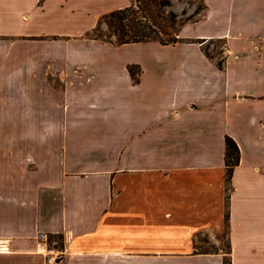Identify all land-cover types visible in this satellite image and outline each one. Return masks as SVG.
Returning <instances> with one entry per match:
<instances>
[{
    "label": "crops",
    "instance_id": "crops-1",
    "mask_svg": "<svg viewBox=\"0 0 264 264\" xmlns=\"http://www.w3.org/2000/svg\"><path fill=\"white\" fill-rule=\"evenodd\" d=\"M133 2L89 20L0 0V264H264V0H205L182 27L224 40L223 68L196 42L91 36ZM224 233L227 254L202 250Z\"/></svg>",
    "mask_w": 264,
    "mask_h": 264
},
{
    "label": "rangeland",
    "instance_id": "rangeland-1",
    "mask_svg": "<svg viewBox=\"0 0 264 264\" xmlns=\"http://www.w3.org/2000/svg\"><path fill=\"white\" fill-rule=\"evenodd\" d=\"M171 5L169 7L164 8L162 11H156V8L152 6L153 8V15L156 18L157 22L160 24V26L165 30L166 34H174L178 35V33L181 31L182 27L186 23H195L199 20H202L207 12V7L205 0H170ZM72 4L76 7V12H74V15L76 16H85V19L92 20V16L95 14V12L102 11L103 9H106L110 7L113 4V0H72ZM69 2L66 3V8L69 6ZM171 13H174L176 17V21L172 22V16H170ZM86 15H89L86 17ZM99 28V29H98ZM199 29H202L200 26L198 27H189L188 33L190 35L196 33V31H199ZM165 35V34H164ZM180 35V34H179ZM91 36H98L100 38L106 41H115V38L112 37L108 31V28L105 24H102L101 19L99 24L97 25L96 31L91 33ZM183 42L187 43H198L200 44L203 52L205 55L213 60L216 65L218 63H222L221 68L224 67V58L226 55L225 51V45L224 40L222 39H212L208 40L206 42H203L202 40H191V39H183ZM220 242L216 240H210L207 237H202L201 241L202 244V250H206L208 252H215L219 249H222L224 253H228V240L226 238V233L221 235ZM60 244V245H59ZM56 245L57 249H61L60 246L62 245L59 243ZM51 246H53L51 244ZM226 259H229L226 257Z\"/></svg>",
    "mask_w": 264,
    "mask_h": 264
},
{
    "label": "trees",
    "instance_id": "trees-1",
    "mask_svg": "<svg viewBox=\"0 0 264 264\" xmlns=\"http://www.w3.org/2000/svg\"><path fill=\"white\" fill-rule=\"evenodd\" d=\"M170 5V0H134L130 6L105 14L101 22L107 26L111 38L114 37L118 45L145 42H158L166 46L175 45L184 41L179 37L180 32L178 35L166 34L154 17L152 8L154 6L156 11H162ZM170 16H172V22L176 21L174 13ZM217 66L221 68L222 63H218ZM134 71L130 68L135 81H138ZM225 162L227 179L230 181L235 167L240 163V148L230 137L226 138ZM224 264H230L229 259H225Z\"/></svg>",
    "mask_w": 264,
    "mask_h": 264
},
{
    "label": "built area",
    "instance_id": "built-area-1",
    "mask_svg": "<svg viewBox=\"0 0 264 264\" xmlns=\"http://www.w3.org/2000/svg\"><path fill=\"white\" fill-rule=\"evenodd\" d=\"M38 238L41 242L45 243L48 241V236L45 233H40ZM9 252V244L7 241H0V253H7ZM63 260V256L61 253L52 252L49 256L47 264H59Z\"/></svg>",
    "mask_w": 264,
    "mask_h": 264
}]
</instances>
